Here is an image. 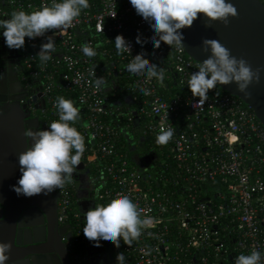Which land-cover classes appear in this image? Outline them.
I'll use <instances>...</instances> for the list:
<instances>
[{
  "label": "built area",
  "instance_id": "1",
  "mask_svg": "<svg viewBox=\"0 0 264 264\" xmlns=\"http://www.w3.org/2000/svg\"><path fill=\"white\" fill-rule=\"evenodd\" d=\"M0 2L5 4V8L0 7V19H7L14 11L32 12L52 0ZM87 29L95 39L82 37ZM55 31L46 30L44 36L31 40L26 37L21 54L17 49H7L14 57L5 60L17 62L18 53L27 76L46 79L42 95L47 108L40 110L41 130L58 120L53 91L77 90V101L87 112L81 156L100 173L91 177L94 184L100 181L91 194V208L126 195L136 204L141 218L151 221L131 247L122 241L119 248L107 242L114 262L117 253L123 252L125 264H233L237 256L257 250L264 264V128L251 109L217 87L208 90L204 105L196 103L199 98L192 96L187 82L197 71V63L183 48H170L161 42L153 49L150 44L141 47L135 43L137 35L147 40L152 33L129 0H88V7L73 20L72 27ZM117 34L129 43V54H116L112 41ZM46 36H53L56 52L41 63L37 53ZM82 45L95 51L97 45L102 46L99 53L109 59L115 56L117 69L128 64L131 56L143 53L149 64L162 71V81L131 74L128 83L134 93H140L137 111L144 118L142 133L155 141L161 129H173L172 138L161 145L165 153L153 179L142 175L123 158L125 154L117 151L119 132L103 120L107 111L102 89L92 84L99 76L93 57L83 55ZM3 67L0 64V74ZM13 68L17 71L15 65ZM24 76L18 78L24 81ZM55 76L59 77L57 85ZM172 87L176 93L170 98L160 96L159 89ZM75 187L78 183L72 179L57 189V220L59 224L71 221L75 241L80 243V224L88 208L86 203L80 204L82 208L77 206L83 200L75 197ZM77 264H89L88 255L79 254Z\"/></svg>",
  "mask_w": 264,
  "mask_h": 264
},
{
  "label": "clouds",
  "instance_id": "2",
  "mask_svg": "<svg viewBox=\"0 0 264 264\" xmlns=\"http://www.w3.org/2000/svg\"><path fill=\"white\" fill-rule=\"evenodd\" d=\"M129 3L152 33L147 40L137 35L135 43L141 47L147 43L153 49L158 48L161 42L170 48H183L181 30L190 27L198 13H202L209 21L225 24L229 17L237 15L230 0H129ZM87 7L88 0H52L50 5L42 4L32 12L14 11L7 19H0V36L7 48L21 49L26 37L31 40L44 36L46 30H53V33H56L55 30L58 33L67 31L72 27L73 20ZM205 26L209 25L206 23ZM45 39L46 42L40 45L37 53L41 63H46L56 52L53 36H46ZM112 42L117 55L130 53V45L121 35L117 34ZM201 48L209 54L197 62V71L190 74L187 82L192 96L199 98L196 103L204 105L208 90L219 85L234 84L238 92L248 95L246 89L258 81L259 69L253 70L244 59L230 55L229 50L215 39H202ZM81 51L86 57L97 54L88 45H82ZM131 57L125 71L147 79L163 80L162 71L158 70L157 65L149 64L143 53ZM104 83L102 77L92 81L93 87L97 89H103ZM54 107L58 112V120L48 123L46 129L33 130L29 127L23 132L31 143L16 157L20 176L12 190L17 195L30 197L63 188L71 182V174L81 161L85 150L84 139L74 126H70L79 120L80 109L63 97L56 98ZM172 136V128L161 129L155 137V143L165 145ZM150 223L149 219L141 218L136 204L128 196L119 195L106 205L89 208L84 213L81 230L93 247H99V242H111L119 248L121 241L131 247ZM9 247L7 242H0V264L8 260ZM261 259V252L252 250L248 255L237 256L233 264H261ZM115 264H125L123 252L117 253Z\"/></svg>",
  "mask_w": 264,
  "mask_h": 264
},
{
  "label": "water",
  "instance_id": "3",
  "mask_svg": "<svg viewBox=\"0 0 264 264\" xmlns=\"http://www.w3.org/2000/svg\"><path fill=\"white\" fill-rule=\"evenodd\" d=\"M230 2L237 15L229 17L227 24L209 21L198 13L192 25L181 30L183 49L197 63L209 54L201 48L202 39H215L230 55L244 59L253 70L259 69V79L248 86L246 96L234 84L217 88L250 108L264 128V3L261 0ZM1 63L6 67L0 74V242L10 246L5 264H76L72 225L59 224L57 220L59 193L54 189L47 194L25 197L12 190L20 176L17 154L31 143L23 132L29 127L39 128V120L21 102L26 93L13 68L14 62L2 60ZM36 95L40 97L41 92ZM43 104L41 98L36 108Z\"/></svg>",
  "mask_w": 264,
  "mask_h": 264
},
{
  "label": "trees",
  "instance_id": "4",
  "mask_svg": "<svg viewBox=\"0 0 264 264\" xmlns=\"http://www.w3.org/2000/svg\"><path fill=\"white\" fill-rule=\"evenodd\" d=\"M262 1V0H261ZM263 2V1H262ZM264 3V2H263ZM4 5V6H3ZM0 7L5 8V4L0 2ZM85 32V31H84ZM82 34V37L93 38L92 32L87 29L85 34ZM92 35V36H91ZM102 44V43H98ZM102 46L96 49V56L93 57L94 67L97 70L98 76L102 77L104 80V85L102 86V98H103V106L107 111L106 116L103 117V120L110 124L112 127L117 129L119 132V141H115V146L117 151L122 154L124 159L128 161V163L142 174L149 175L150 179L154 178V171L161 165V159L164 157L165 147L161 145H157L153 138L148 135H144L142 133V122L144 120L143 115L137 111V106L140 102V93L136 91L135 93L131 90L129 86V82L132 80L131 74L125 71V66L127 63L123 64L120 69L121 72L116 68L117 59L114 57L107 58L103 57L99 53V49ZM7 48L4 44L3 37H1L0 41V60H5L6 57L11 58L14 57L13 53L10 51H6ZM10 50V49H9ZM19 55L21 54V49H17ZM18 53L15 57H17V62L14 63L17 68L18 75H25L24 82L28 84L30 87L33 86L36 88V91H40L42 93V85L46 82L44 78H34L26 75L24 70V66L20 61ZM53 57H57L54 55ZM2 64V67L6 64ZM60 70L63 71L64 67L61 66ZM107 71L108 74L106 73ZM21 81V80H20ZM56 85L59 84V77L55 76ZM218 89V88H217ZM176 87H172L170 90H161L159 89L160 96L164 98H170L173 94L176 93ZM221 93H227L220 89H218ZM54 99L57 97H63L67 100H71L73 105L80 109L79 112V120L75 122L74 126L77 131L82 135V128L86 123L87 112L81 107V105L77 101V90L75 89H58L53 91ZM135 95V97H134ZM40 98H44L41 94ZM47 105L43 104V106L37 109V115L35 117L39 120V129L42 121L41 111L42 109H46ZM83 137V135H82ZM84 139V138H83ZM86 140L84 139V144ZM84 156H81V161L76 165V170L71 174L72 179L78 183V187H75L74 195L77 196L80 200H90L91 194L95 189H98L97 186H100V181L96 184L92 183V176H98L100 173H97L91 164H85ZM157 175V174H156ZM74 204L72 205L73 209L76 210V200H74ZM85 204V203H84ZM86 208H91L92 203L87 202L85 206ZM80 207V204H77ZM87 209V210H88ZM70 218L73 217L70 215ZM71 222V221H70ZM72 223V222H71ZM72 225V224H71ZM81 227L83 224H80ZM84 244L83 241L80 243L76 242V250L74 248L73 252L78 253L77 262L79 260V254H86L84 252ZM106 246L108 244L106 242ZM110 251V248L108 247ZM77 264V263H76ZM115 264V262H114Z\"/></svg>",
  "mask_w": 264,
  "mask_h": 264
},
{
  "label": "flooded vegetation",
  "instance_id": "5",
  "mask_svg": "<svg viewBox=\"0 0 264 264\" xmlns=\"http://www.w3.org/2000/svg\"><path fill=\"white\" fill-rule=\"evenodd\" d=\"M262 1L264 2V0ZM20 85L22 86V88L24 89V92L26 93V96L21 100V102H23L27 106V108L30 110L31 116H36L37 111H38L36 108V105L38 101H40L41 99L36 94L39 93L40 91H36L35 87L33 86L30 87L28 84H25L22 81H20ZM6 96L9 97L10 96L9 93H7ZM55 191L59 193L57 189H55ZM58 201H59V196L57 199V207H58ZM86 207H89V205L85 206V209H87ZM79 208H82V206H80ZM70 232L72 233V241H75V236H74V231H73L72 226H71ZM82 241H83V244L85 245L84 252L89 257V264H114V260L112 258L111 252L108 250V247L106 246V242H99L100 243L99 247H93L92 242L86 239L84 235H83ZM76 250L78 249L76 248ZM69 254L71 253L69 252ZM77 254L78 253H76V263H77V256H78Z\"/></svg>",
  "mask_w": 264,
  "mask_h": 264
},
{
  "label": "crops",
  "instance_id": "6",
  "mask_svg": "<svg viewBox=\"0 0 264 264\" xmlns=\"http://www.w3.org/2000/svg\"><path fill=\"white\" fill-rule=\"evenodd\" d=\"M120 66H121V64H120ZM117 67H118V64L116 65V68H117ZM118 70H119V72H121V71H120L121 69H118ZM108 72H109V71H107L106 73H108Z\"/></svg>",
  "mask_w": 264,
  "mask_h": 264
},
{
  "label": "rangeland",
  "instance_id": "7",
  "mask_svg": "<svg viewBox=\"0 0 264 264\" xmlns=\"http://www.w3.org/2000/svg\"><path fill=\"white\" fill-rule=\"evenodd\" d=\"M87 202H89V200L86 199V200H84L82 203H87Z\"/></svg>",
  "mask_w": 264,
  "mask_h": 264
}]
</instances>
